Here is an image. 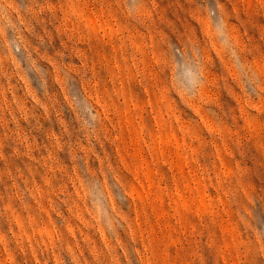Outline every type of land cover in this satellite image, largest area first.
<instances>
[{"label":"rangeland","instance_id":"1","mask_svg":"<svg viewBox=\"0 0 264 264\" xmlns=\"http://www.w3.org/2000/svg\"><path fill=\"white\" fill-rule=\"evenodd\" d=\"M0 264H264V0H0Z\"/></svg>","mask_w":264,"mask_h":264}]
</instances>
